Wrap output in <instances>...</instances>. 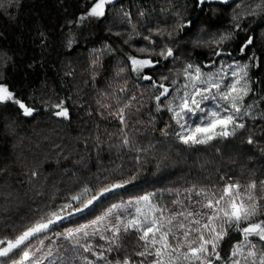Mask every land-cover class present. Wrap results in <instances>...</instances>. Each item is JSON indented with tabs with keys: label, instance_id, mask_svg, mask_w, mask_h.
Returning a JSON list of instances; mask_svg holds the SVG:
<instances>
[{
	"label": "trees",
	"instance_id": "1",
	"mask_svg": "<svg viewBox=\"0 0 264 264\" xmlns=\"http://www.w3.org/2000/svg\"><path fill=\"white\" fill-rule=\"evenodd\" d=\"M97 2L0 0V84L33 110L25 116L18 105L0 102V240H13L57 211L63 219L40 234L43 244L28 242L25 264H117L125 258L151 264L153 256L137 253L145 251L139 236L152 220L180 235L178 223L195 229L207 222V199L228 184H240L243 192L252 182L260 207L247 223L264 221V0L213 1L201 10L195 0H112L103 16L89 15ZM169 48L173 55L165 59L160 53ZM133 59L149 60L151 67L136 68ZM197 67L202 79L222 87L237 79L247 84L239 113L224 112V101L211 98L213 89L201 102L204 111L175 115L185 92L188 99L194 92L185 70ZM217 103L221 115H233L244 127L206 143H183L190 128L207 125ZM62 109L67 118L56 115ZM116 183L124 186L100 196ZM180 212L193 215L185 219ZM133 220L136 225L129 224ZM225 227L216 249L221 259L213 264H261L264 240L246 241L234 226ZM236 249L241 254L233 257ZM16 252L11 255L19 258ZM5 261L11 264L0 257Z\"/></svg>",
	"mask_w": 264,
	"mask_h": 264
},
{
	"label": "snow or ice",
	"instance_id": "2",
	"mask_svg": "<svg viewBox=\"0 0 264 264\" xmlns=\"http://www.w3.org/2000/svg\"><path fill=\"white\" fill-rule=\"evenodd\" d=\"M112 0H98V2L92 7L89 15L100 17L104 15V5L106 3H111ZM201 4L205 3V0H199ZM223 3H228V0H221ZM84 17H81L83 20ZM221 39H227V37H222ZM247 43H251L249 40ZM247 45H245L246 47ZM243 51V48L241 49ZM219 53H217L218 55ZM165 59L173 55L172 50L169 48L165 52L160 53ZM152 62L149 60H132L133 65L143 68L150 65ZM192 65H188V69H192ZM246 67V66H245ZM188 69L185 70L186 78L192 81L191 87L194 89V92L191 94V99L187 97L189 94L185 92L184 97L181 98V103L179 105L180 111L176 112L175 115L181 117V112L186 114L195 115L197 111H204L201 109V102L209 99L208 93H212V90L215 89V92L212 93L211 98L213 100L224 101V112H228L229 109L234 110V112L239 113L241 111L240 104L244 99V96L248 94L247 84L241 85L240 80L237 79L234 83L230 82L225 84L223 87L219 82H209L208 80L202 79V73L200 68H195L194 73H189ZM240 72H244V68L240 69ZM233 76H237L238 73L233 72ZM246 75V73H245ZM144 79H150V77L145 76ZM201 84H207L205 88L199 87ZM239 85V87H238ZM163 88L162 95L168 93L169 89L160 85ZM188 84L184 85V88L187 89ZM200 99H196V97ZM158 101L159 96L156 98ZM0 102H12L19 106L23 110V115L31 116L33 110L26 106L20 99L16 98L9 89L0 84ZM57 107H60L59 105ZM217 110L211 111L208 113L209 122L206 126H196L195 128L189 129V134L186 136H181L180 139L183 143H193V144H202L206 143L215 138V136L228 137L229 135L234 134L235 129L243 128V123H236L233 115H221L220 104L216 105ZM57 116L68 117L67 109H62L56 113ZM120 122L124 123L123 118V109H120L119 114ZM179 123V121H177ZM229 126L232 127L233 131H229ZM184 127V125H181ZM219 128L220 131L215 132L214 130ZM199 134H204L206 139L199 138ZM125 144L128 143L127 140L124 141ZM249 144L252 143V140L249 139ZM36 173H33L35 176ZM264 185V182H261ZM124 185L121 183H116L111 186H106L100 191V196L105 195L107 192H112L115 189L122 188ZM240 184H228L219 196L215 199H207V203L203 207L211 209L212 212L207 216V222L200 225L199 220L191 221L194 225H200L195 229L187 228L183 223H178L175 225L177 230L180 231V235H177L176 232L169 227L166 231L164 224L159 223L157 220H152L151 223L142 229V234L139 236L141 241H144L145 251L138 252L139 256L151 255L154 259L151 261V264H213L214 260H220L221 256L217 252V245L219 241L223 240L224 236L227 234L226 227H235L237 231L241 232L247 241L249 237L256 236L260 240H264V221L258 223H247L253 217L258 214L259 203L256 200L257 193V184L255 182L247 185L243 192L241 191ZM89 189H85V193ZM264 191V188L261 189ZM200 193H197L199 195ZM83 195V194H82ZM207 197V193L204 194ZM100 196H95L92 199L88 200L84 204V208L89 207L94 200H98ZM227 198V200H226ZM73 199H80V197H73ZM145 200H148V197H144ZM264 199V195L260 197ZM226 200L227 207H220L221 202ZM250 202V203H246ZM65 207H71L70 205H65ZM63 209H61L62 211ZM77 211H83V209H77ZM139 211V210H138ZM222 213V216H221ZM111 212H109V215ZM179 216H184L187 219L189 216H192L193 213L189 212L185 215L184 212L177 213ZM63 217L59 212L53 211L50 216L47 218H42L41 220L33 223L31 226H28L20 234H18L13 240H8L7 242L0 240V245H5L0 247V257L11 259V264H25V261L31 259L30 250L28 249V242L33 238L40 239V234L45 233L52 224H55L57 221L62 220ZM175 220V216L170 218L167 223L172 225ZM220 221L219 226L216 222ZM246 223L245 227H240L241 223ZM147 223V222H146ZM130 225H136L135 220L129 222ZM87 226H85L86 228ZM85 228H79L75 231L77 233H83L85 237L88 236ZM219 228V230H218ZM127 230V229H125ZM137 231H141V228L137 226ZM111 231V229H109ZM195 231L198 235L190 239L192 232ZM116 232H119V229H116ZM205 233L208 235L206 236ZM69 237L73 236V232H69ZM169 236L173 242H170ZM104 239L103 236L100 237ZM40 243L43 244V239H40ZM159 245V246H157ZM195 245V246H194ZM90 247V246H89ZM89 247H85L84 250L88 251ZM16 250H19L16 252ZM16 252V256L19 258L12 257V253ZM241 254L240 249H236L232 252V256L236 257ZM255 253L252 251L248 252V256H254ZM7 264V261H5ZM39 264V260L37 261ZM55 264V262H51ZM117 264H132L130 259L125 258L123 261L117 262ZM142 264V262H141ZM232 264H240L239 259H233ZM261 264H264V260L261 261Z\"/></svg>",
	"mask_w": 264,
	"mask_h": 264
},
{
	"label": "water",
	"instance_id": "3",
	"mask_svg": "<svg viewBox=\"0 0 264 264\" xmlns=\"http://www.w3.org/2000/svg\"><path fill=\"white\" fill-rule=\"evenodd\" d=\"M195 1L199 3V10H201V9L203 8V6H204L205 3H209V2L211 3V2H213V1H221V0H205V3H204V4H201V3L199 2V0H195ZM115 191H118V189H115L113 192H115ZM103 196H106V194L103 195Z\"/></svg>",
	"mask_w": 264,
	"mask_h": 264
},
{
	"label": "rangeland",
	"instance_id": "4",
	"mask_svg": "<svg viewBox=\"0 0 264 264\" xmlns=\"http://www.w3.org/2000/svg\"><path fill=\"white\" fill-rule=\"evenodd\" d=\"M107 4H111V3H106V4L104 5V9L106 8ZM147 67H151V64L148 65V66H145V67H143V68H147ZM136 68H139V66L136 65Z\"/></svg>",
	"mask_w": 264,
	"mask_h": 264
}]
</instances>
